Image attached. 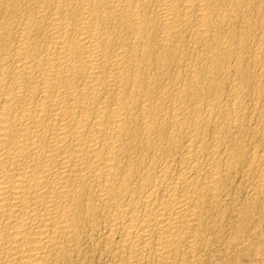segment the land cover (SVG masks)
<instances>
[{
  "label": "bare ground",
  "instance_id": "bare-ground-1",
  "mask_svg": "<svg viewBox=\"0 0 264 264\" xmlns=\"http://www.w3.org/2000/svg\"><path fill=\"white\" fill-rule=\"evenodd\" d=\"M245 251L264 264V0H0V264Z\"/></svg>",
  "mask_w": 264,
  "mask_h": 264
},
{
  "label": "rangeland",
  "instance_id": "rangeland-1",
  "mask_svg": "<svg viewBox=\"0 0 264 264\" xmlns=\"http://www.w3.org/2000/svg\"><path fill=\"white\" fill-rule=\"evenodd\" d=\"M249 251H245L244 253H239L233 257V260L230 264H252L256 262L254 258L249 257L248 253ZM255 264V263H254Z\"/></svg>",
  "mask_w": 264,
  "mask_h": 264
}]
</instances>
